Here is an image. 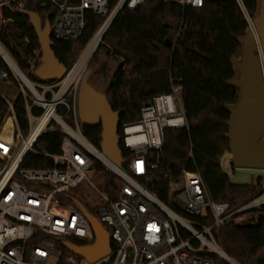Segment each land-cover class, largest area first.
Returning <instances> with one entry per match:
<instances>
[{
    "label": "built area",
    "instance_id": "2783aa9c",
    "mask_svg": "<svg viewBox=\"0 0 264 264\" xmlns=\"http://www.w3.org/2000/svg\"><path fill=\"white\" fill-rule=\"evenodd\" d=\"M11 1L23 10L20 0H0V21L4 20L2 6ZM50 1L57 8L50 21L52 41L78 37L85 26L87 10L102 18L84 46L82 56L86 57L121 8L132 9L146 0H117L112 7H108L107 0H78L76 4ZM166 1L183 8H198L205 2ZM235 1L250 27L252 19L242 0ZM37 56L38 50L34 49L28 62ZM0 57L4 63L0 62V84L11 76L17 86L15 99L20 98L25 107V127H21L14 110L15 99L7 100L0 92V264H57V241L93 243L94 236L77 202L79 196L69 199L67 194L77 187L82 193L86 191L90 184L87 173L95 170L99 161L117 176L119 188L113 198L103 192L94 207L110 238V252L97 257L94 261L98 264H216L221 250L213 230L230 219L241 221L248 210L264 205V189L235 209L227 202L214 201L201 174L186 168L169 182L172 199L183 213L175 212L158 198V158L164 130L188 128L180 85L143 103L139 118L121 125L122 144L132 154L126 164L124 160L123 169L87 141L78 128L77 98L82 73L77 64L60 78L40 83L31 81L1 50ZM60 106L65 108L61 114L57 112ZM65 117L71 118L73 126L66 123ZM47 130L62 133L58 152L44 153L51 165L22 167L26 154L33 151L34 143ZM81 259L66 250L62 264H81Z\"/></svg>",
    "mask_w": 264,
    "mask_h": 264
},
{
    "label": "trees",
    "instance_id": "16d2710c",
    "mask_svg": "<svg viewBox=\"0 0 264 264\" xmlns=\"http://www.w3.org/2000/svg\"><path fill=\"white\" fill-rule=\"evenodd\" d=\"M76 4L78 0H59ZM117 0H107L112 7ZM23 9L35 12L51 21L57 8L50 0H20ZM247 15L252 19L259 0H242ZM0 46L20 71L33 82L41 80L34 74L40 58V46L28 17L19 12L16 2L1 8ZM102 18L85 11V26L72 39H53V52L69 69L79 52L91 39ZM44 22V21H43ZM249 24L235 0H205L201 7H185L166 0H146L129 9L121 8L100 38L87 69L91 75L106 74L108 61L116 67L110 75L104 94L112 110H121L119 116L118 147L125 164L131 153L122 144L121 125L139 118L140 107L154 96L167 93L173 85L181 86L188 128L164 130V141L158 158L161 176L156 195L177 213H183L174 203L169 182L176 180L179 171L186 168L198 171L212 200L227 202L231 209L256 198L264 189V174L254 176L249 183H232L220 166V158L228 152L225 138L229 111L238 97V87L230 82L236 77L233 64L240 56L242 38ZM38 50L33 62H28L32 51ZM0 62L3 61L0 57ZM9 81L13 82L11 76ZM14 83V82H13ZM17 122L25 127V107L20 98L14 101ZM60 106L58 113H63ZM73 126L71 118H64ZM82 135L99 148L100 124L81 125ZM62 133L47 130L26 154L21 166L43 168L51 165L44 153H56ZM125 164L122 166L125 169ZM95 170L102 173L104 192L114 197L119 181L117 176L101 163ZM77 196L78 203L98 217L95 208L84 200L82 190L71 189L67 197ZM70 199V198H69ZM68 203H73L72 200ZM107 227V226H104ZM218 248L237 264H264V205L251 208L241 221L230 219L212 232ZM77 245L80 242L72 241ZM60 251L57 264L64 262L65 248L56 242ZM216 264H229L216 257Z\"/></svg>",
    "mask_w": 264,
    "mask_h": 264
},
{
    "label": "water",
    "instance_id": "95a60500",
    "mask_svg": "<svg viewBox=\"0 0 264 264\" xmlns=\"http://www.w3.org/2000/svg\"><path fill=\"white\" fill-rule=\"evenodd\" d=\"M19 12L28 17L40 46V58L34 74L41 80L60 78L66 67L54 55L50 20L45 19L41 25L37 13L25 9ZM252 27L247 29L242 38L239 58L233 60L236 77L230 82L238 87V97L235 103L228 107V131L225 138L228 140V152L234 165L264 168V0H259L257 13L252 18ZM0 50L7 56L1 46ZM89 74L90 70L87 69L80 80L77 98L78 120L81 125L100 124V152L115 166H122L124 160L120 155L117 134L121 110H112L104 92L96 90L89 83ZM80 210L94 236L93 243L77 245L62 239L61 244L68 252L93 262L95 255L102 257L109 254V232L96 216L83 207ZM223 260L229 264H237L232 259L231 262Z\"/></svg>",
    "mask_w": 264,
    "mask_h": 264
},
{
    "label": "rangeland",
    "instance_id": "374dc122",
    "mask_svg": "<svg viewBox=\"0 0 264 264\" xmlns=\"http://www.w3.org/2000/svg\"><path fill=\"white\" fill-rule=\"evenodd\" d=\"M45 19L41 18V25H43V21ZM252 29V25L248 27ZM99 42V41H98ZM98 44V43H97ZM97 47V45H96ZM96 47L91 51L90 54L82 56L83 49L79 52L77 55L74 65H78V69L81 70L82 76L84 75L85 71L87 70V64L94 53ZM117 62L114 60L108 61V68L106 71V74H100V75H91L88 76L89 83L98 91L103 92L106 86V83L114 71L116 67ZM263 74H264V64H263ZM81 76V78H82ZM0 92L1 94L10 101H13L17 95V86L11 82L6 81L0 84ZM99 161V160H98ZM105 168L108 169V167L99 161ZM220 166L222 170L228 175L230 181L232 183L237 184H245L249 183L251 179L254 176L263 175L264 174V168L262 167H254V166H242V165H234L231 162V157L229 152L224 153V155L220 158ZM87 178L89 180V186L85 189L86 191L83 192V198L84 200L90 205V207L94 208L100 201L101 194L104 192V178L101 172L97 170H91L87 173ZM239 220V218L237 219ZM81 264H98L99 262L93 261L89 262L85 260L84 258L80 261Z\"/></svg>",
    "mask_w": 264,
    "mask_h": 264
},
{
    "label": "bare ground",
    "instance_id": "6f19581e",
    "mask_svg": "<svg viewBox=\"0 0 264 264\" xmlns=\"http://www.w3.org/2000/svg\"><path fill=\"white\" fill-rule=\"evenodd\" d=\"M97 39H95L94 41H96ZM97 43V42H96ZM219 254L221 256V258L231 262V260L222 252V251H219ZM99 256V254L95 255L93 258H97Z\"/></svg>",
    "mask_w": 264,
    "mask_h": 264
}]
</instances>
